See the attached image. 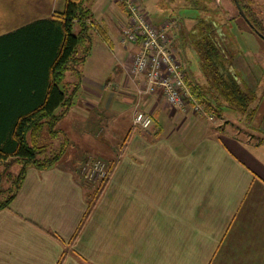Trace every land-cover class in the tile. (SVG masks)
I'll list each match as a JSON object with an SVG mask.
<instances>
[{
	"label": "crops",
	"instance_id": "0c3cea01",
	"mask_svg": "<svg viewBox=\"0 0 264 264\" xmlns=\"http://www.w3.org/2000/svg\"><path fill=\"white\" fill-rule=\"evenodd\" d=\"M93 5L102 37L123 44L128 56L106 84L79 70L85 94L73 97L62 119L99 106L125 120L121 134L113 129L100 139V128L88 138L97 141L87 144L97 154L113 160L110 176L92 198L74 163L60 161L65 153L49 168L28 166L0 209V264H264V58L248 69L255 89L242 78L256 117L249 121L226 107L209 121L179 110L160 89L138 94L142 78L128 74L136 45L121 41L114 22L125 11L117 4L111 24L104 5ZM64 6L65 0H0V37L53 18ZM137 109L151 115L148 129L134 124Z\"/></svg>",
	"mask_w": 264,
	"mask_h": 264
},
{
	"label": "trees",
	"instance_id": "16d2710c",
	"mask_svg": "<svg viewBox=\"0 0 264 264\" xmlns=\"http://www.w3.org/2000/svg\"><path fill=\"white\" fill-rule=\"evenodd\" d=\"M238 2L254 28L264 35V24L254 11L243 0ZM91 17L86 0H65L64 9L53 18L0 37V163L15 159L22 164L14 179V189L5 190L7 196L0 199V209L14 198L27 166L46 169L61 156V152L41 156L47 148L38 139L45 125L51 135L58 134L55 125L72 104L74 93L67 92L63 79L65 72L72 70L77 76L74 88L80 84L77 65L89 54L87 21ZM74 23L79 25L77 31L73 29ZM220 35L219 26L207 18L199 19L192 29L190 40L199 57L206 86L194 84L190 88L209 112L220 115L222 104L214 102L221 99L244 114L255 97L232 68V56L223 46ZM80 45H84L82 55L78 54ZM3 192L0 190V196Z\"/></svg>",
	"mask_w": 264,
	"mask_h": 264
},
{
	"label": "rangeland",
	"instance_id": "374dc122",
	"mask_svg": "<svg viewBox=\"0 0 264 264\" xmlns=\"http://www.w3.org/2000/svg\"><path fill=\"white\" fill-rule=\"evenodd\" d=\"M93 3L96 5V8L97 4H100L99 6L104 5V10L107 12V16H105V19H108L107 21L110 20L109 12L117 10V4L122 7L125 11V15L114 14L116 19L114 22L120 30L121 41L128 42L127 40H123L124 36L122 33V26L127 22V16L129 15L127 4L124 1L117 2V0H86V4L90 8ZM113 3L115 5H113ZM136 3L141 4L140 6L143 8L145 16L148 15L150 21L154 25L158 27L162 25L168 26L171 46L175 49L182 62L185 72V82L189 87L194 84L206 86L205 78L200 69L199 57L190 40L192 29L197 25V22L201 18L212 20L216 23V26H219L221 32L220 38L223 46L226 47L228 54L232 56L231 63L234 71L242 81H244L242 79L243 77H247L252 88L255 89L257 87L256 83L258 82L251 81L252 76L248 73V69H256L257 61L264 58V38L259 37L251 30L250 26L241 16L234 0H137ZM243 3H246L248 7L254 11L256 17L262 22V24H264V0H243ZM93 17L96 19L97 14L92 15L87 21L90 27L88 37L91 42L89 54L83 63L77 65V68L82 73H85L91 80H94L99 84H106L107 79L109 78L111 81L115 80V76L119 74L117 73L118 68L123 70L122 64L123 61L127 59L128 54L123 48V44L115 43L113 46L107 38H103L105 37V34L103 36L104 32H100L102 31L101 26L97 21L95 22ZM109 22L111 23V21ZM73 29L74 31L79 29L78 23H74ZM83 50L84 45L78 46L79 55H82ZM133 54L131 56L128 70V74L131 76H133L130 72ZM260 66L264 68V63H260ZM76 81V74L72 70H67L63 82L66 84L67 92L73 91V97L75 96L78 98L85 93L83 91L84 88L80 87V85L74 88ZM95 82L90 81L87 84L92 89L99 91L100 87L97 86ZM138 94L143 95L146 93H140L138 91ZM197 100L204 107V104L201 103L198 98ZM214 103L222 104V106L219 107V114L221 112L224 113V108L229 107L224 104L221 99H218ZM252 104H254V100L250 103V107L246 113L243 114L238 112L239 116L248 119L249 121L256 117V113L254 112H256L257 105ZM71 106L72 104L69 105V109ZM128 106L129 105L125 104L123 105V108H127ZM98 107L99 106H96L92 112L89 111L90 113L86 112L87 114L85 113V115L74 113L71 114L70 117L62 119L68 113L67 112L61 118L62 122L59 123V120L55 125V127L59 129L57 135H51L48 131L47 125H45L38 139L39 143L46 145L47 148L44 151L45 153L41 156H53L60 152L62 156L65 153L63 159L60 161L63 162L66 160L69 164L72 162L74 163L82 181L91 186L94 192L92 198H94L97 191L107 182L111 173L113 160L109 159V157L104 154H97L98 150H95L96 148L87 145L88 143L93 144L97 142L88 141V138L93 140L89 135L94 136L96 131H99L100 128H104L103 135L100 136V139H105L107 136L110 138L111 135L109 133L113 131V129L115 130V133L121 134L123 132V126L125 125V120L117 113H114L112 110H100ZM137 111L142 110H135L134 115ZM183 112H192V109L188 107ZM207 112L210 114L212 113L209 111ZM212 114L214 115L215 113ZM226 117L228 116L226 115ZM209 121L215 122L216 120L214 118V120ZM218 123H222V121L219 120ZM62 129L67 132L66 136H68L69 140L63 135L60 136V134H62L60 130ZM109 138L108 140H116ZM124 143H126L125 140L120 144L119 149L124 148ZM92 160L100 161L102 167H104L106 175L102 176L103 178L98 173L93 174V177L84 176L85 174L82 171V167L86 166L85 164ZM21 168L22 164L20 160L8 159L7 161L0 163V190H4L0 199L7 196L8 191L5 190L14 189V179Z\"/></svg>",
	"mask_w": 264,
	"mask_h": 264
},
{
	"label": "built area",
	"instance_id": "2783aa9c",
	"mask_svg": "<svg viewBox=\"0 0 264 264\" xmlns=\"http://www.w3.org/2000/svg\"><path fill=\"white\" fill-rule=\"evenodd\" d=\"M123 1L129 9L128 20L122 26L123 40L136 45L137 50L133 54L130 72L142 78L138 91L151 94L160 89L166 100L179 110L184 111L189 107L193 113L214 120L215 115L206 111L185 82L184 68L171 46L168 26L154 25L149 16H145L141 4L136 3L137 0H117ZM133 122L141 128L148 129L152 117L147 112L137 111ZM85 165L82 167L84 176L93 177L95 173L101 177L106 175L104 167L98 160L88 161Z\"/></svg>",
	"mask_w": 264,
	"mask_h": 264
},
{
	"label": "water",
	"instance_id": "95a60500",
	"mask_svg": "<svg viewBox=\"0 0 264 264\" xmlns=\"http://www.w3.org/2000/svg\"><path fill=\"white\" fill-rule=\"evenodd\" d=\"M236 3V6L241 14V16L245 19V21L248 23V25L252 28H254L253 24L250 22V20L248 19V17L246 16V14L244 13V11L242 10V8L240 7V4L238 2V0H234ZM254 31L261 37H264V35H262L256 28H254Z\"/></svg>",
	"mask_w": 264,
	"mask_h": 264
}]
</instances>
